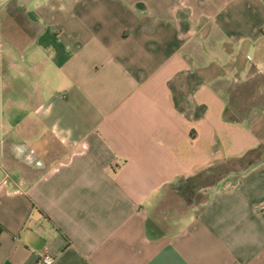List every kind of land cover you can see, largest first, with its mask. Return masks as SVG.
Listing matches in <instances>:
<instances>
[{"label":"crops","instance_id":"1","mask_svg":"<svg viewBox=\"0 0 264 264\" xmlns=\"http://www.w3.org/2000/svg\"><path fill=\"white\" fill-rule=\"evenodd\" d=\"M258 74L264 0H0V264H264V156L151 223L264 148Z\"/></svg>","mask_w":264,"mask_h":264},{"label":"rangeland","instance_id":"2","mask_svg":"<svg viewBox=\"0 0 264 264\" xmlns=\"http://www.w3.org/2000/svg\"><path fill=\"white\" fill-rule=\"evenodd\" d=\"M263 86L264 75L258 74L247 84L234 89L231 111L237 118H243L251 107L264 104V93L261 92ZM193 177L182 180L166 193L164 206L159 207L151 218L152 226L157 230H167L180 215L206 200V190L211 186L212 181L201 178L202 182H193Z\"/></svg>","mask_w":264,"mask_h":264},{"label":"trees","instance_id":"3","mask_svg":"<svg viewBox=\"0 0 264 264\" xmlns=\"http://www.w3.org/2000/svg\"><path fill=\"white\" fill-rule=\"evenodd\" d=\"M264 156V148L261 146L258 149H254L249 151L244 157L238 159H232L226 161L224 164L219 167L223 169L222 172L215 171L212 175H206V173H201L195 175L192 178L193 182H202V179H208V181H212L210 185L214 184L221 176L227 174L231 171L237 172L245 169L246 167L255 164L257 161L261 160ZM217 169V168H216ZM191 179V178H190ZM188 179V181L190 180ZM207 181V180H206ZM207 181V182H208Z\"/></svg>","mask_w":264,"mask_h":264},{"label":"built area","instance_id":"4","mask_svg":"<svg viewBox=\"0 0 264 264\" xmlns=\"http://www.w3.org/2000/svg\"><path fill=\"white\" fill-rule=\"evenodd\" d=\"M32 155L28 156V160H32L33 162L35 161V159H33V157H31ZM37 164H40L39 162ZM56 259L55 257H53L52 255L48 254V253H43L40 255V257L38 258L37 262L35 264H55Z\"/></svg>","mask_w":264,"mask_h":264},{"label":"water","instance_id":"5","mask_svg":"<svg viewBox=\"0 0 264 264\" xmlns=\"http://www.w3.org/2000/svg\"><path fill=\"white\" fill-rule=\"evenodd\" d=\"M219 171V172H222L223 171V169L222 168H220V167H218L217 169H211V170H208V171H206L205 173H206V175H212L215 171Z\"/></svg>","mask_w":264,"mask_h":264}]
</instances>
